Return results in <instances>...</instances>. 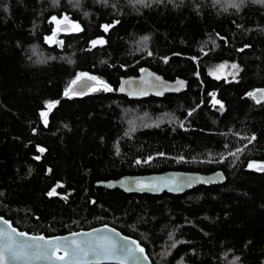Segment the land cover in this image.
Here are the masks:
<instances>
[{
  "label": "trees",
  "instance_id": "16d2710c",
  "mask_svg": "<svg viewBox=\"0 0 264 264\" xmlns=\"http://www.w3.org/2000/svg\"><path fill=\"white\" fill-rule=\"evenodd\" d=\"M56 1L0 0V215L45 235L106 223L138 239L152 264L163 244L162 264H264V98L248 95L264 84V3ZM54 16L71 25L61 47ZM224 60L235 78L209 74ZM143 67L186 87L115 92ZM80 73L94 85L65 95ZM124 109L151 121L129 131ZM170 169H221L225 180L155 195L95 184Z\"/></svg>",
  "mask_w": 264,
  "mask_h": 264
},
{
  "label": "water",
  "instance_id": "95a60500",
  "mask_svg": "<svg viewBox=\"0 0 264 264\" xmlns=\"http://www.w3.org/2000/svg\"><path fill=\"white\" fill-rule=\"evenodd\" d=\"M69 28L70 23L64 22L58 25L57 29L52 30L51 36L54 40L53 42L58 43V47H61V40L58 39L60 31L67 32ZM54 31L55 36H53ZM180 82H183L182 85ZM94 83L93 80L81 78L75 84L71 83L66 91H68V94L83 93L88 90L90 86H93ZM185 87L186 80L184 78L174 77L168 79L151 68L143 67L137 72V74L120 76L115 92L124 94L130 99H142L148 96L162 97L164 94L178 93ZM258 89H264V84L252 91V93H254V96L252 97L261 100L263 99L262 97H264V93L258 92ZM224 180L225 174L221 169H216L210 172L170 169L145 174H122L116 178L97 181L95 184L109 189L117 188L125 193H148L155 195L163 192L180 194L196 186L221 184ZM0 218H2L0 219V229H3L12 237L14 244L38 243L40 245H45L46 242L52 241L53 243L58 242L63 245L65 242L71 243L72 241H76L83 245L86 242H95L98 238L107 237L112 242L116 243L118 248L114 257H97L90 253L87 257H78L75 259L66 256L65 260L61 261L56 259V257L64 256L65 248L60 247L57 250H48L51 257L50 259L28 258L18 260L15 264H152L144 246L138 241V239L124 234L114 226L106 223L62 234L45 235L44 233H34L19 229L4 216L0 215ZM4 220H7L8 223L5 224L3 222ZM19 233H25L26 235L21 236ZM36 236H43L44 240L33 241L31 238ZM53 238L60 239L59 241H56ZM7 241V236L0 237V243H6ZM105 243H107V241H105ZM137 244L144 249V252H136L135 258L128 257L123 250L119 249V245H127L135 248ZM144 257H147V259L145 260ZM8 264H11V262H8Z\"/></svg>",
  "mask_w": 264,
  "mask_h": 264
},
{
  "label": "snow or ice",
  "instance_id": "6c2138e0",
  "mask_svg": "<svg viewBox=\"0 0 264 264\" xmlns=\"http://www.w3.org/2000/svg\"><path fill=\"white\" fill-rule=\"evenodd\" d=\"M55 2V0H54ZM78 2V0H77ZM138 2H143V0H138ZM258 2L264 3V0H258ZM240 3H243V0H239V3L236 2V0H232V7H237L239 8ZM226 10V9H225ZM52 21L56 22L57 25H60L61 23L64 22H69L68 21V17H64L63 21L57 20V18L54 16L51 18ZM104 30L107 31L111 25H104ZM73 29L75 31H80V27L79 24H74L73 25ZM59 30V29H58ZM53 36H55V31L53 32ZM51 37H46V40L51 41ZM147 39V38H145ZM100 43H103V41H100ZM97 44V41H92V45L95 46ZM224 67H226V64H220L217 65V69H223ZM231 68L236 69L237 71L238 66L236 64H232ZM210 75H215L214 72H210ZM233 78H235V73H232ZM86 78L88 80H96L97 78L94 76H88L87 73H80L77 76V80H74L72 83L75 84L78 80H80L81 78ZM217 79H219V76H216ZM99 83L104 85V90L106 91H110L111 89L104 84L103 81H99ZM181 85L183 82H180ZM123 90V89H121ZM258 92L264 93V89H258ZM65 95H68V91L65 92ZM248 95L250 96H254V93L250 92L248 93ZM264 98V97H262ZM55 102H49L47 104L48 110H51V108L54 106ZM218 103V101H217ZM42 116H45L46 113L42 112L41 113ZM41 152L44 151V149H40ZM37 159H39V157H37ZM139 163V161H138ZM249 167H253V164H249ZM260 168V170H264V165H260L258 166ZM140 183V182H137ZM55 194V189H53V191H50L48 193L49 196H52ZM2 219V218H0ZM5 224L8 223L7 220L3 221ZM19 235L24 236L26 235L25 233H19ZM73 235H78V234H73ZM3 236H7L8 237V241L6 243H0V264H8V262H11V264H15L16 261L21 260V259H28V258H34V259H50V253H49V249L52 250H57L60 247H64L65 248V255L64 256H57L56 259L58 260H65V257H70V258H78V257H87L89 256V254H93L97 257H104V258H108L110 256L114 257L116 255V252L118 250L117 248V244L112 242L109 238L107 237H103V238H98L95 242H86L83 245L80 243H77L76 241H72L71 243L65 242L63 245L57 243H53L52 241H48L46 242L45 245H40V244H32V243H21V244H14V242L12 241V237L10 235H8V233H6L3 229H0V237ZM33 241H40V240H44L43 236H36V237H32L31 238ZM56 241H59L60 238H53ZM126 239V238H125ZM105 241H107V243H105ZM135 243V242H133ZM175 246V245H173ZM119 249L123 250V252L128 256V257H132L135 258V253L136 252H140L143 253L144 249L142 247L139 246V244L136 245L135 248H132L130 246L127 245H119ZM144 259L146 260L147 257H144Z\"/></svg>",
  "mask_w": 264,
  "mask_h": 264
},
{
  "label": "rangeland",
  "instance_id": "374dc122",
  "mask_svg": "<svg viewBox=\"0 0 264 264\" xmlns=\"http://www.w3.org/2000/svg\"><path fill=\"white\" fill-rule=\"evenodd\" d=\"M97 1H101V0H97ZM143 1H145V0H143ZM58 2H59V0L56 1V4ZM65 2L71 4L72 2H75V0H65ZM129 2L132 5L134 3H142V2H138V0H129ZM230 4H232V0H230ZM71 7H73V8L76 9L78 6L72 4ZM61 21H63V20H61ZM70 28H71V25H70ZM93 41L99 42L100 41V38H96ZM143 46H144V43L141 44L140 48H143ZM32 52H33V49H32ZM37 53L38 54H41L38 49H37ZM220 64H226V67H224L223 69H219L218 70L217 69V65H220ZM232 64H236V63L230 62V61H225V60L224 61L217 62V63L213 64L209 68V73L210 72H214L215 75H212V76H215V77L216 76H219V77H224V78H233L232 73H235V75H236L237 74V70L231 68V65ZM91 87L92 86H90L89 89ZM123 115H124V120L126 122V125L129 128V131H132L136 127H138L140 125H143V124L148 125L147 123H149L151 121V117L146 112L136 111L135 109H124ZM166 118L167 117L163 116V117H160L159 119L162 120V119H166ZM170 250H171V247H167L165 244H163L159 248L158 253H154L158 259L161 258V262L159 264H162V259H164V258H166L168 256ZM224 264H240V263L236 260V258H233V259L227 258L225 260Z\"/></svg>",
  "mask_w": 264,
  "mask_h": 264
}]
</instances>
